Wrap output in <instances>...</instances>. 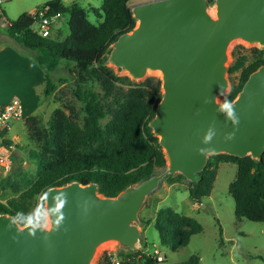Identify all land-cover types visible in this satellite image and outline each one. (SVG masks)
Here are the masks:
<instances>
[{
    "label": "water",
    "instance_id": "obj_1",
    "mask_svg": "<svg viewBox=\"0 0 264 264\" xmlns=\"http://www.w3.org/2000/svg\"><path fill=\"white\" fill-rule=\"evenodd\" d=\"M209 7L208 0L134 4L135 26L121 33L107 53L111 66L135 80L149 70L161 73L162 97L149 126L165 152L166 168L115 196L101 194L96 181L50 186L44 191L48 222L35 230L13 213H0V264H92L107 241L137 250L139 212L165 176L181 173L199 182L209 155L216 153L262 159L264 64L231 101L238 123L220 111L219 97L230 85L231 43L264 47V0H214L212 12ZM212 126L216 135L205 144ZM229 133L233 137L226 140Z\"/></svg>",
    "mask_w": 264,
    "mask_h": 264
},
{
    "label": "trees",
    "instance_id": "obj_2",
    "mask_svg": "<svg viewBox=\"0 0 264 264\" xmlns=\"http://www.w3.org/2000/svg\"><path fill=\"white\" fill-rule=\"evenodd\" d=\"M130 1L103 0L102 6L97 8L91 3L84 5L81 0H50L7 23L8 35L34 51L44 71V95L61 100L56 95L57 84L52 72L64 64L74 79V93L82 103L80 112L74 104L62 101L46 123L37 115L26 117L27 142L17 146L36 164V177L21 170L19 179L7 176L0 182L1 187H11L19 194L6 202L0 201V213H13L21 225L27 224L35 204L40 208L44 206V191L50 186L73 180L96 181L101 194L115 196L128 185L166 168L165 152L149 126L162 97L161 79L149 77L136 82L107 63L112 42L136 24ZM208 2L214 4V0ZM44 7H49L51 13L69 14V34L64 38L43 36L33 26L38 17L35 12ZM90 12L96 15L97 22L89 18ZM243 48L239 46L231 51L230 89L224 102H231L250 73L264 64V48L253 46L251 54L244 53ZM239 70L236 82L234 73ZM5 142L15 146L9 138ZM222 162H232L238 167L237 177L229 185L236 216L264 221L263 158L257 160L250 155L240 157L228 153L209 155L202 179L189 181L190 198L201 204L203 198L211 194ZM164 179L173 184L186 177L176 173ZM153 226L159 232L161 244L170 249L186 245L193 234L203 230L194 217L165 204L158 208ZM221 230L220 227L222 234ZM137 253H121L120 264H134ZM144 258L146 264H200L196 254L175 263H166V259L158 261L149 254H144ZM115 261L114 255L105 252L98 264H115Z\"/></svg>",
    "mask_w": 264,
    "mask_h": 264
},
{
    "label": "rangeland",
    "instance_id": "obj_3",
    "mask_svg": "<svg viewBox=\"0 0 264 264\" xmlns=\"http://www.w3.org/2000/svg\"><path fill=\"white\" fill-rule=\"evenodd\" d=\"M47 1L50 0L5 1L2 4L4 16L0 18V40H2L4 35L10 37L6 32V26L9 20L16 19L24 12H33ZM145 1L148 0H131L130 5L132 6ZM89 2L93 3L95 7L100 8L103 0H89ZM83 4L86 5L87 1L85 0ZM209 8L212 12L214 10V4H210ZM89 18L93 22L98 21V18L93 12L89 13ZM102 19L99 18V20ZM68 20V13H62L58 17L55 25H53L54 32L52 30L51 33L54 38H64L69 34ZM239 46L244 47L243 51L247 54H251V47L253 46L264 48L257 44L234 40L229 47L228 66L232 62L231 51ZM108 65L110 64L108 63ZM4 68L3 63L0 62V71L4 70ZM114 69L120 74L128 75L127 72L116 67ZM239 75L240 70L234 73L236 82L238 81ZM227 76L229 78L228 73ZM149 77L161 79V73L149 70L147 75L142 79L135 80L130 78L133 81L141 82ZM2 78L3 75L1 74L0 79ZM52 78L57 84L56 95L60 96L61 100L56 101L53 97H46L42 93L37 97L38 99L34 98L33 102L30 103L28 101L26 103L25 116L13 123L8 134L9 139L15 143L13 148L15 160L8 169L0 167V182L2 178L7 176L19 179L18 174L21 170L28 171L33 178L36 177V164L27 159L25 153L17 146L18 144L24 145L27 142V126L25 123L27 116L37 115L46 123L52 111L56 107L61 106L63 102L74 104L77 110L82 112V103L74 93V79L64 64H61L59 68L52 72ZM4 80L2 79L0 81V99L10 96L15 86H18L17 84L14 85L13 83L4 82ZM229 89L230 85L226 92L219 97L221 104L224 103L225 95ZM163 170V168H160L156 173H160ZM237 174V164L222 162L219 165L211 194L204 197L201 204L195 203L190 198L187 189L189 185L188 179L169 184L163 178L159 187L149 194L139 212V227L142 233V239L137 243L138 249L132 250L121 246L118 242L107 241L99 247L92 264H98V260L105 252L114 255V258L120 262L123 257L121 253L129 251H138L134 264H146L144 254L157 257L158 261L166 259V263L185 261L196 254L200 257V264H264V221H255L246 217L239 218L235 213V200L229 192V185L236 179ZM18 195L11 187L3 188L0 185V201L6 202ZM163 204L194 217L202 224L203 230L193 234L186 245L175 249L163 246L160 242L159 232L153 226L156 212ZM37 208L38 205L35 204L32 208L31 215L36 213ZM39 214L43 218L42 224H44V215L46 214L45 203L42 208L39 207ZM147 220L151 222L147 223ZM47 222L46 215V224ZM220 227L222 234L220 233Z\"/></svg>",
    "mask_w": 264,
    "mask_h": 264
},
{
    "label": "crops",
    "instance_id": "obj_4",
    "mask_svg": "<svg viewBox=\"0 0 264 264\" xmlns=\"http://www.w3.org/2000/svg\"><path fill=\"white\" fill-rule=\"evenodd\" d=\"M81 1L84 3L85 0ZM86 1L87 4L91 3L89 0ZM28 50L30 49H26L12 37L4 35L0 40V62L5 67L4 70L0 71V77L2 74V79H5L4 82L18 85L15 86L10 96L0 99V104L10 101L13 97H19L26 109L28 101L33 102L34 98L38 99L37 97L43 93L44 71L37 63L34 51Z\"/></svg>",
    "mask_w": 264,
    "mask_h": 264
},
{
    "label": "built area",
    "instance_id": "obj_5",
    "mask_svg": "<svg viewBox=\"0 0 264 264\" xmlns=\"http://www.w3.org/2000/svg\"><path fill=\"white\" fill-rule=\"evenodd\" d=\"M5 1L7 0H0V17L4 16L2 4ZM35 15L38 17L34 22V27L41 35L48 36L52 33L55 21L62 14L60 12L51 13L49 7H44L37 10ZM24 116L25 108L19 97H13L10 101L0 104V167L4 169L10 168L14 161V145L6 143L5 139L9 138L8 134L13 123ZM262 158L264 159V153ZM115 264H120V262L116 260Z\"/></svg>",
    "mask_w": 264,
    "mask_h": 264
},
{
    "label": "clouds",
    "instance_id": "obj_6",
    "mask_svg": "<svg viewBox=\"0 0 264 264\" xmlns=\"http://www.w3.org/2000/svg\"><path fill=\"white\" fill-rule=\"evenodd\" d=\"M220 111L226 113L227 117L230 120H232V122L234 124L239 122L238 118L236 117V114H235V111H234V106H233L232 102H230L228 100H225V102L220 107ZM215 135H216L215 127L214 126L209 127L208 131L206 132V134L204 136L203 143L209 144L213 140ZM232 137H233V134L229 133V134H227L225 136V139L226 140H231ZM201 151L204 152L205 150L202 149ZM63 206H64L63 204H60L58 206V208H62ZM18 215H22V214H18ZM34 215H35V219L33 218V215H29L28 218H27V221H26L27 225L32 226L33 230H35L36 228L41 227V224H40L41 216L39 214V207L37 208V211H36V213ZM63 219H64V217H63V215H61L57 219L56 223L60 224V222ZM44 226H46V214L44 215Z\"/></svg>",
    "mask_w": 264,
    "mask_h": 264
},
{
    "label": "bare ground",
    "instance_id": "obj_7",
    "mask_svg": "<svg viewBox=\"0 0 264 264\" xmlns=\"http://www.w3.org/2000/svg\"><path fill=\"white\" fill-rule=\"evenodd\" d=\"M116 242V241H115Z\"/></svg>",
    "mask_w": 264,
    "mask_h": 264
}]
</instances>
